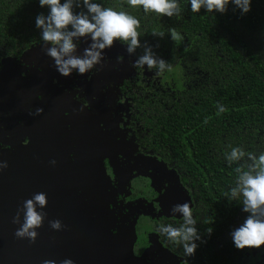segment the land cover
<instances>
[{"label":"trees","instance_id":"1","mask_svg":"<svg viewBox=\"0 0 264 264\" xmlns=\"http://www.w3.org/2000/svg\"><path fill=\"white\" fill-rule=\"evenodd\" d=\"M93 2L137 18L141 47L132 56L139 58L150 46L170 65L162 73H177L176 86L148 88L139 126L146 130L148 150L174 166L192 191L193 216L205 242L197 241L188 258L197 264H246L231 232L248 214L226 197L235 186L238 164L229 165L225 156L232 148L264 153V0H251L245 15L232 4L224 14L203 8L193 13L189 0H179V18L146 14L127 0ZM49 12L39 0H0V58L38 45L41 30L35 18ZM169 29L182 39L172 41ZM160 32L165 35H153ZM220 105L226 111L218 114ZM248 163L246 156L239 165L247 170ZM166 242L176 252V244Z\"/></svg>","mask_w":264,"mask_h":264},{"label":"flooded vegetation","instance_id":"2","mask_svg":"<svg viewBox=\"0 0 264 264\" xmlns=\"http://www.w3.org/2000/svg\"><path fill=\"white\" fill-rule=\"evenodd\" d=\"M41 42L33 46L43 49ZM116 44L122 47L116 41L114 49L104 53L106 76L101 70L83 76L74 71L62 80L43 71L46 63H52L45 52L0 58V161L8 164L0 171L2 187L8 188L13 177L14 188L20 189L21 169L15 157L27 144L32 145L34 156L29 168L32 177L37 176V157L41 177L50 183L53 177L60 182L70 178L72 188L67 191L75 190L77 197L81 190L74 188L75 182L100 179L101 167L107 180L110 232L133 230L132 253L142 264H185V259L197 264L184 257L178 245L176 252L172 250L157 231L161 225L179 226L181 214L172 216L171 208L185 202L193 208L194 200L174 166L148 150L146 130L139 126L148 88L176 86V82L146 66L134 68L138 57L123 47L118 51ZM81 50L78 45L77 54ZM37 108L43 109L39 115H35ZM91 189L99 201L100 191L93 185L87 191ZM240 252L246 264H264V247Z\"/></svg>","mask_w":264,"mask_h":264},{"label":"clouds","instance_id":"3","mask_svg":"<svg viewBox=\"0 0 264 264\" xmlns=\"http://www.w3.org/2000/svg\"><path fill=\"white\" fill-rule=\"evenodd\" d=\"M189 2L193 13H199L203 8L207 13L224 14L229 4L239 9L241 15L251 11V0H189ZM127 4L132 8L142 7L146 14L156 13L169 18L174 16L179 18L183 11L179 0H127ZM39 5L41 8L47 6L50 12L47 15L38 14L35 18V26L41 30L40 39L46 46L44 48L46 55L52 58L54 67L64 77L70 76L74 71L83 76L86 73L102 70L104 67L102 62L105 60L104 50L113 47L116 41L126 45L130 55L141 47L138 32L140 21L125 11L104 7L93 0H65L64 3H61V0H39ZM74 9L82 10L77 12ZM169 33L174 42L182 39L175 29H169ZM153 35L163 37L165 33H153ZM81 38H90L91 43L84 48L82 54H77ZM97 65L100 67L98 68ZM145 65L148 70L157 69L156 75L170 69L168 62L158 58L150 46H145L144 54L139 56L132 66L144 68ZM225 111L222 105L218 106V114ZM42 112V108H37L35 115ZM246 156L251 161L246 166L247 170L239 165ZM225 158L229 165L238 164L234 170L237 174L235 186L230 189L226 197L230 203L237 202L242 206V211L248 214L243 223L231 232L234 246L239 250L260 249L264 246V153L256 156L253 153H246L241 148H232ZM51 163L55 164V161ZM7 167L6 161H0V171ZM47 203V195L43 192L35 193L32 198L23 202L12 220V223L20 225L15 232L18 239H27L35 243L38 237L37 229L43 226L47 216L43 211ZM171 212L172 216L181 214L182 223L179 226L161 225L157 231L169 242L182 246L184 257H191L199 246L197 241L205 242L196 227L197 220L193 216L192 208L185 202L174 205ZM21 215H23L22 223ZM49 225L57 231L64 227L60 220L49 221ZM206 231L211 235L213 229L209 227ZM43 264H55V261L45 260ZM61 264H74V262L65 259ZM185 264H188L186 259Z\"/></svg>","mask_w":264,"mask_h":264},{"label":"water","instance_id":"4","mask_svg":"<svg viewBox=\"0 0 264 264\" xmlns=\"http://www.w3.org/2000/svg\"><path fill=\"white\" fill-rule=\"evenodd\" d=\"M31 47L23 52L22 57L41 48ZM43 47H45L44 43ZM11 158L14 159L13 156ZM32 159L34 156L30 144L25 145L20 151V157L18 155L15 157L21 169L18 180L20 189L14 188L13 177L10 179L8 188L5 184L3 188L0 181V264H43L45 260H53L55 264H61V261L65 259H71L74 264H108L104 261L108 257L107 249L111 245L116 247L117 254L132 256L133 231L127 237L124 234L127 231L124 229V235L114 237L110 232V219L109 221L107 219L108 210L104 205L103 195L100 194L98 201L93 189L87 191L90 185L98 189L100 184V193H102L104 191L102 178L100 183L98 180H91L92 178L83 183L75 182L74 188L81 190V194L77 197L74 194L75 190L69 191L72 188L70 183L73 181L70 178L60 182L53 177L51 187V183L40 175L41 164L37 157V176L32 177V172L29 170ZM102 173L101 170V175ZM67 187H69L68 191ZM38 192L47 195L48 203L43 209L47 216L43 226L37 229L38 237L35 243H31L27 239H18L15 236L20 225L12 223V220L23 202ZM84 200H89L92 206V216L86 217V220ZM52 220H60L64 227L59 231L52 229L49 225V221ZM22 222L23 215H21Z\"/></svg>","mask_w":264,"mask_h":264},{"label":"rangeland","instance_id":"5","mask_svg":"<svg viewBox=\"0 0 264 264\" xmlns=\"http://www.w3.org/2000/svg\"><path fill=\"white\" fill-rule=\"evenodd\" d=\"M85 38H81V43L79 44L80 45V48H82V50L81 51H83L84 50V48H86L87 47V45L86 44H90L91 43V41H90V39L88 40V39H85ZM117 45V44H116ZM31 48H34V46H32ZM43 49H40V50H37V51H31V52H29V53H27L26 54V56H30V55H37V53H39V52H45L44 51V48L45 47H42ZM112 49H114V45H113V47H111ZM117 49H118V51H120L119 49H121V50H123V48L122 47H120L119 45H117ZM106 50H108V49H105L104 50V53H105V51ZM42 55H45V53L44 54H42ZM42 55H37V56H42ZM46 62L48 61V60H45ZM52 63H46V66H44L43 67V71H51V72H53V73H55V77L56 76H58L60 79H62V80H65L67 77H64V76H62V75H60L59 73H58V71L56 70V68L54 67V61L52 60L51 61ZM105 72H106V67H103L102 68V70H101V74H102V76L104 75V76H106L105 75ZM107 73V72H106ZM109 74V73H108ZM176 72H172V73H168L167 75H166V79L167 80H170V79H176ZM108 77H112L114 80H116V76L114 75V74H109V76ZM120 79V77H118V80ZM97 80H99L98 78L95 80V81H93V82H91L90 84L92 85L93 83H97ZM71 117H74L73 115H69V118H71ZM40 119V117H37V120H39ZM99 168V170H100V179H97L98 180V182L100 183V181H101V178L103 179V186H102V189H104V191L102 192V193H100L101 195H103V200H104V205L106 206V208H107V201H105V189H106V186H107V180H106V178H105V176H103V173H102V175H101V170H102V168L101 167H98ZM102 172H103V170H102ZM98 190L100 191V184H99V188H98ZM90 200V199H89ZM89 200H84V202H83V204H84V212H86V215H84V218H85V220L87 219L86 217H88V218H90L91 216H92V206H90V201ZM95 218H97V219H99V217H95ZM124 229H126V228H124ZM124 229H123V232L122 231H119V232H115V233H112L111 232V234L114 236V237H116L117 235H121V234H123L124 233ZM132 230V229H131ZM126 231V230H125ZM133 231V230H132ZM127 237H128V234H131V231H128V232H126V233H124ZM123 234V235H124ZM133 235H134V232H133ZM134 240V239H133ZM111 244V243H110ZM261 247H264V246H261ZM164 249H162V251H163ZM107 252H108V257L106 258V260L104 261L105 263H107L108 262V264H142V261L141 260H139V258H136L134 255H133V253H132V247H131V253H132V256H133V258H132V256L131 257H128L127 255H122V254H117V250H116V247L115 246H113V245H111L110 247H109V249H107ZM164 253H163V255L164 256H166V254H168L166 251H163ZM171 262H172V260H171Z\"/></svg>","mask_w":264,"mask_h":264}]
</instances>
